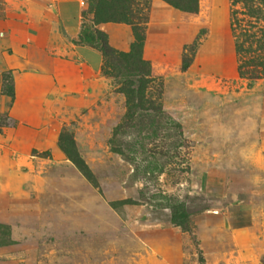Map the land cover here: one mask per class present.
<instances>
[{
    "label": "rangeland",
    "instance_id": "374dc122",
    "mask_svg": "<svg viewBox=\"0 0 264 264\" xmlns=\"http://www.w3.org/2000/svg\"><path fill=\"white\" fill-rule=\"evenodd\" d=\"M76 2L0 27V264H264V0ZM82 25L141 28L160 111L129 115Z\"/></svg>",
    "mask_w": 264,
    "mask_h": 264
},
{
    "label": "trees",
    "instance_id": "16d2710c",
    "mask_svg": "<svg viewBox=\"0 0 264 264\" xmlns=\"http://www.w3.org/2000/svg\"><path fill=\"white\" fill-rule=\"evenodd\" d=\"M169 2L173 7L182 9L185 11H194V0L186 3L184 0H165ZM78 34V42L94 47L98 53L105 60L107 65L115 70L113 74L116 79L122 81V86L119 88V92L124 94L126 98V104L128 107L129 115H133L137 109L146 108L144 102V96L150 83L154 82L153 77L150 76L151 69L147 61L142 58V47L145 40V35L141 28L138 26H132L134 31L135 41L130 46L128 52H118L109 43L108 37L105 32L82 25ZM0 94L12 98L14 96V84L13 77L9 71H5L1 74V89ZM148 110L158 112L161 110L160 106H154L152 102L146 108ZM6 116H0V126H6ZM62 139V137H61ZM62 150L66 155H70L71 150H68L64 144H60Z\"/></svg>",
    "mask_w": 264,
    "mask_h": 264
},
{
    "label": "crops",
    "instance_id": "0c3cea01",
    "mask_svg": "<svg viewBox=\"0 0 264 264\" xmlns=\"http://www.w3.org/2000/svg\"><path fill=\"white\" fill-rule=\"evenodd\" d=\"M14 4H32L38 10L33 13V17L40 22H57V14L59 18L64 20V27L73 22V16L79 11V4L76 0H0V27L5 21L8 22L9 5ZM18 16H21L17 14ZM50 17H52L50 19ZM50 20V21H49ZM36 22V21H35ZM35 36V35H34Z\"/></svg>",
    "mask_w": 264,
    "mask_h": 264
}]
</instances>
